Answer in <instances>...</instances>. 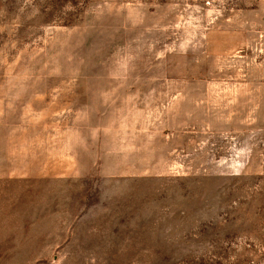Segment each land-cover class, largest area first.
Segmentation results:
<instances>
[{"label": "rangeland", "instance_id": "1", "mask_svg": "<svg viewBox=\"0 0 264 264\" xmlns=\"http://www.w3.org/2000/svg\"><path fill=\"white\" fill-rule=\"evenodd\" d=\"M0 264H264V0H0Z\"/></svg>", "mask_w": 264, "mask_h": 264}]
</instances>
